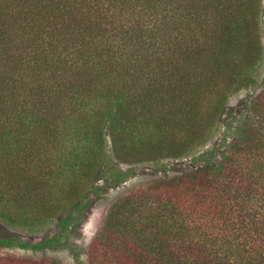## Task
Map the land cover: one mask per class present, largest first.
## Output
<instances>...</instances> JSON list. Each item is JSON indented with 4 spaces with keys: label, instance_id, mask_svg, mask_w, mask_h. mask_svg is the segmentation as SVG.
Here are the masks:
<instances>
[{
    "label": "trees",
    "instance_id": "16d2710c",
    "mask_svg": "<svg viewBox=\"0 0 264 264\" xmlns=\"http://www.w3.org/2000/svg\"><path fill=\"white\" fill-rule=\"evenodd\" d=\"M251 5L255 15L248 11ZM260 6V0H0V178L9 173L17 175L20 165L35 157L39 138L47 136L50 141L62 142L57 148L59 155L65 149L61 150L67 139L63 129L55 131L52 119L45 116L47 112L44 114V109H50L43 102L53 98L54 90L60 98L53 99L59 102L67 100V95L75 98V90L84 95L91 89L101 99L94 113L98 123L82 122L74 136H69L72 149L62 158V166L54 159L47 173L39 175L42 180L20 172L25 192L17 199L21 204L17 211L7 194L0 192V221L34 229L76 207L73 194L80 190V184L75 192L74 180L84 181L72 176V163L77 159L84 166L86 158H93L85 172L90 178L100 163L104 121L109 122L118 155L134 153L139 159L135 161L155 163L161 156L170 157L168 154L181 158L187 147L200 140L192 132L203 115L199 99L204 84L211 83L214 74L225 77L226 70L231 69L227 82L236 86L240 71L262 57V40L251 32ZM83 11L90 14L77 21L73 32L58 26L56 19ZM111 11L118 16L109 19ZM214 11L219 14L215 19ZM124 14L135 21L125 20ZM23 20L29 24L41 21L45 27L42 33L51 32V39H59L58 43L78 46L70 51L48 49L39 36L33 40L36 44L29 43V50H36V57L30 61L36 69L35 79L44 77L43 86H31L43 89L38 95L34 89L27 91L24 82L17 84L13 72L20 71V65L10 64L21 58L9 54L13 48L8 45L16 35L20 37ZM212 31L217 32L218 40L205 35ZM89 36L92 43L87 40ZM203 38L212 43L204 47ZM160 45L168 50L164 56L158 49ZM172 57H178L177 62H170ZM191 59L204 70L200 84L185 80ZM205 59L216 60L209 71ZM177 64L180 65L176 67ZM87 79L92 81L91 88ZM113 79L117 85H113ZM245 84L241 82L236 88ZM41 95L45 98L35 103ZM18 98L24 101L14 105ZM225 100L226 94L219 107L210 109L208 126L215 124ZM38 104L42 106V116L35 113ZM249 111L258 119L255 121H261L259 127L239 126L240 132L223 151L220 165L209 164L167 181L155 180L114 203L87 250V264H239L236 252L240 247L244 256L251 252L248 256L262 259V253L244 246H250L248 241L255 238L256 230L264 229V190L255 189L261 182L264 186V91ZM65 115L71 118L67 110ZM253 118L248 120L254 123ZM185 132L190 138L182 137ZM61 178L62 187L47 196L39 195L37 186L44 189L58 185ZM38 196L41 199L36 203ZM59 198L72 205L58 212ZM71 219L68 212L67 218L60 220L62 234L69 230ZM62 234L36 244L0 238V250L52 249L60 243ZM0 264L63 263L53 257L19 258L6 254L0 255Z\"/></svg>",
    "mask_w": 264,
    "mask_h": 264
},
{
    "label": "rangeland",
    "instance_id": "374dc122",
    "mask_svg": "<svg viewBox=\"0 0 264 264\" xmlns=\"http://www.w3.org/2000/svg\"><path fill=\"white\" fill-rule=\"evenodd\" d=\"M260 1V12L255 20V24L251 27V32L253 35H259L264 46V0ZM255 10L256 9H254L251 5L248 11L249 13L255 15ZM7 12L10 13L9 11ZM89 14L90 12L85 11L83 14L66 16L61 20L56 19V21L61 29L66 28L67 31L73 32L77 21L82 18V16L87 17ZM218 15L217 11L212 12V17L214 19ZM113 16H118V14L114 11L109 12V19L113 18ZM124 18L128 21H135L133 17L129 15L125 16L124 14ZM84 21H86V19H84ZM41 24V21L39 24H29L26 20H23L21 27H19L20 32H22L20 37L16 35L12 42H9L8 45V47L11 46L13 48L9 54L14 55L15 53L17 56H21V58L17 57V60H14L13 62L11 61L10 63L11 65L15 63L13 67H15L16 64H19L21 68L20 71L18 69L13 72L15 81L17 84L24 82L25 85H27V91H33L34 89V92L37 95L40 92H44L43 89L37 87L35 90V88H32L31 86H36L37 84L43 86L44 77L38 73L40 76L37 77L38 80L35 79L36 76L34 75L36 69H33V65H31L32 63L30 61L36 57V50H29V43L32 42L36 44L33 40L39 36L38 38H40V41L44 43L45 46L47 45L48 49L51 48L59 49L61 51H70L71 48L77 49L78 47L76 44H73L72 47V44L64 43V41L62 43H58L59 39L56 38L51 39V32L42 33V30H45V27ZM216 34L217 32L214 33L212 31L205 35L208 37L213 35L215 39L218 40ZM250 38L251 37L249 36V39ZM87 40H90L91 43L93 42L90 36ZM202 43L203 46L206 47L211 44L212 41L210 43L209 38H203ZM215 43L216 41L214 44ZM36 49L38 48L36 47ZM158 49L164 52L163 56L168 53V50L161 45L158 46ZM51 53L52 52L50 51V54ZM48 57L54 60L53 55L48 54ZM177 59L178 57H172L170 62H177ZM56 60H58V58H56ZM214 61L216 60L205 59L207 69L212 65V63H214ZM85 62H81V64H85ZM178 65L180 64H177L176 67ZM80 66L82 68L85 67L83 65ZM53 68L56 69L57 67L54 66ZM209 70H211V68H209L208 71ZM202 71L204 72L202 67L199 69V67L195 66L194 61L191 59L187 62L186 72L188 75L185 76V80L188 82L190 81L191 84L194 83V85L196 83L200 84L203 78L202 74H200ZM230 71L232 70H226L227 74L224 75L225 77H217V75L214 74L213 81L211 83H202V85H206L204 89H202V95L199 99V102L201 103L200 112L201 115H203L202 117L200 116V119L198 120L199 124L192 132V134L194 133L195 138L200 140L195 144L192 143L193 145L191 144V147H187V150L184 152L185 155L183 154L181 158H175L168 154L170 157L161 156L155 163L153 161H135L139 159L137 156H133L134 153L130 156L124 155L123 152H120L118 155L115 151L114 143L108 128L109 122L104 121L102 126L105 132V140L101 149L100 163L98 167L96 165V168L90 178H87L85 172L89 170L87 168L89 165L87 164L91 162L93 158H86L87 164L84 166L80 165L77 162V159H75L72 163L74 168L72 176L84 181L81 183L79 180H74L76 186L73 190L75 192L77 191V185L80 184V190L73 194V198H76L73 199V201L76 202V207L72 206L69 211L63 213L60 217L50 219L44 226H37L34 229H30L27 226L13 227L7 225L6 222L0 221V238H15L17 240H21L22 242L36 244L45 239H52L62 234L60 220L67 218L69 212L72 214V219L70 220L72 224L70 225L69 230L65 234H62L64 236H61L62 240H60V243L52 249H45L39 252L18 248L9 251L0 250V255L8 254L19 258L53 257L58 258V260H60L63 264H87V250L89 249L94 237L102 229L109 208L120 198L129 194L133 190L146 187L148 184H151L150 182L155 180L167 181L166 179H172L175 176L187 173L188 171L205 168L209 164L217 166L220 165L222 162L223 151L226 149L227 145L232 143L233 139L240 132L239 126L244 124V126L248 127H259L260 125L261 121H255L258 119L253 118L249 108L255 98H257L259 94L264 91V50L262 57L257 59L253 66L243 68L237 77L238 83H236V86H238L241 82L245 84L246 81L247 83L252 82L251 84L246 83L245 86L241 87V89H237L235 85H230V83L227 82V78L230 79L229 74H232ZM196 73L197 76L195 77L194 74ZM55 74L59 77L58 75L60 73L57 70ZM180 79L181 78L177 80L180 81ZM89 82L92 81L87 79V86L88 88H91L89 87ZM113 85H117L114 79ZM223 89L224 91H222ZM16 90L17 88L15 89V92ZM89 90L91 92H86L84 95L75 90V98L67 95V100H60V102L53 99L56 97L58 99L60 98V96H58L59 94H56L54 90V93H52L53 98L47 97L46 99H48V101L46 100L43 102V104L50 109L49 112L44 109V114L47 112L45 116L48 115V117L52 119L51 125L54 129L56 128L61 132L63 129L62 135H65L67 139L65 146H61V150L63 148L65 149L59 155L60 152L57 148L60 144H62V142L60 143L56 140L50 141V138L47 136L44 139L39 138L38 149L35 157L33 159L31 158L30 161H24L20 165L17 175L9 173L2 176L3 178H0V192H5V194H7L6 198L7 200H10L11 204L15 203L13 208L14 210L17 211L19 207H21V204L17 201V199L20 195H23V192H25V180L23 176L20 175V172L27 174V176H32V178L38 177L41 179L39 175L44 172L47 173V166L50 165L54 159L57 158L62 166V158L69 154L72 149V144L68 141L69 136L70 138L74 136L75 131H77V129L81 126L82 122L84 125L89 123H98L94 113H96V110L100 108V94H97L95 91L93 92L91 89ZM225 94L227 100L225 108H223V111L221 110L222 112L215 116V124L208 126L206 120L209 115L207 114H209V111L213 106L219 107L221 99ZM37 95H35V98ZM24 98H18V102H13V104L15 105L16 103H19L20 105V103L24 101ZM44 98L45 96L42 97L41 95L34 102L36 103V101ZM15 99H17L16 96ZM38 106L40 107H34L35 113L42 116V106L41 104H38ZM55 106H57L56 111H54ZM59 109L61 111H59ZM66 110L69 112L71 118H68L65 115ZM250 117L254 119V123L251 122L252 119L248 120ZM56 129L55 131H57ZM182 135L180 136H186L184 139L190 138L188 132H185ZM180 136L178 135L177 137L180 138ZM119 156L127 160H122ZM84 168L86 170H84ZM239 174L242 175L243 172ZM256 185L257 187L255 189L257 191H261L262 187V190H264L263 182H261L260 185ZM247 186L245 185V188ZM60 187H62V178L59 179L58 185L53 184L44 189L37 186L36 190H40L39 195L44 197L47 196L48 193L56 191ZM28 196L31 197L32 195L29 194ZM40 199V196L35 198L36 203H39ZM58 200L59 201L56 206V209L59 208L58 212H63L67 207L72 205L70 201L66 202L62 198H59ZM51 213L53 212L51 211ZM254 236V239L248 241L249 244L247 245L250 246H244V248H251L254 249L253 252L262 253V259L248 256L251 252H249L247 256H244L242 253V247H240L236 252L237 262L239 264H248L250 261L255 264H264V229H262V231L260 229L256 230Z\"/></svg>",
    "mask_w": 264,
    "mask_h": 264
}]
</instances>
